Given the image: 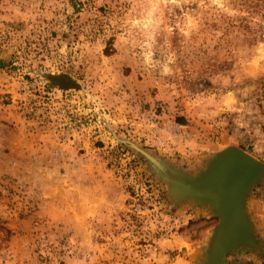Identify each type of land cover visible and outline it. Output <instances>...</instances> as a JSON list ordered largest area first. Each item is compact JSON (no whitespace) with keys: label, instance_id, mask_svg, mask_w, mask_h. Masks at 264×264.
I'll return each mask as SVG.
<instances>
[{"label":"rangeland","instance_id":"rangeland-1","mask_svg":"<svg viewBox=\"0 0 264 264\" xmlns=\"http://www.w3.org/2000/svg\"><path fill=\"white\" fill-rule=\"evenodd\" d=\"M131 143L264 162V0H0V264H199L218 217ZM245 209L264 244V178Z\"/></svg>","mask_w":264,"mask_h":264},{"label":"water","instance_id":"water-1","mask_svg":"<svg viewBox=\"0 0 264 264\" xmlns=\"http://www.w3.org/2000/svg\"><path fill=\"white\" fill-rule=\"evenodd\" d=\"M131 145L166 181L173 203L190 200L203 204L218 217L205 241L199 264H240L227 261V254L242 246L264 248L245 209L247 193L264 178V162L236 145H227L212 151L207 161L190 173L134 143Z\"/></svg>","mask_w":264,"mask_h":264},{"label":"crops","instance_id":"crops-1","mask_svg":"<svg viewBox=\"0 0 264 264\" xmlns=\"http://www.w3.org/2000/svg\"><path fill=\"white\" fill-rule=\"evenodd\" d=\"M206 152V151H203V153Z\"/></svg>","mask_w":264,"mask_h":264}]
</instances>
